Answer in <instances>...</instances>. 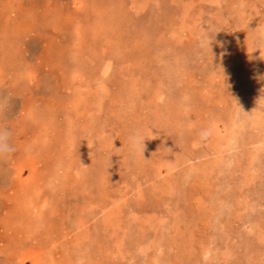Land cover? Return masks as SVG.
I'll return each mask as SVG.
<instances>
[{
	"label": "rangeland",
	"instance_id": "374dc122",
	"mask_svg": "<svg viewBox=\"0 0 264 264\" xmlns=\"http://www.w3.org/2000/svg\"><path fill=\"white\" fill-rule=\"evenodd\" d=\"M0 106V264H264V0H0Z\"/></svg>",
	"mask_w": 264,
	"mask_h": 264
},
{
	"label": "clouds",
	"instance_id": "9594fccd",
	"mask_svg": "<svg viewBox=\"0 0 264 264\" xmlns=\"http://www.w3.org/2000/svg\"><path fill=\"white\" fill-rule=\"evenodd\" d=\"M3 111V106H0V112ZM14 151L15 147L12 142L11 131L7 127L0 126V159H7V157Z\"/></svg>",
	"mask_w": 264,
	"mask_h": 264
}]
</instances>
